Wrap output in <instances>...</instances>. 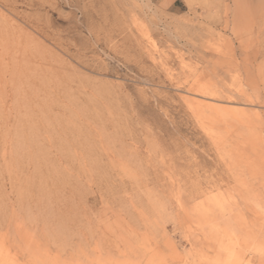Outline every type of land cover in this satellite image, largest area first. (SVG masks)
Instances as JSON below:
<instances>
[{
  "label": "rangeland",
  "instance_id": "rangeland-1",
  "mask_svg": "<svg viewBox=\"0 0 264 264\" xmlns=\"http://www.w3.org/2000/svg\"><path fill=\"white\" fill-rule=\"evenodd\" d=\"M263 243L264 0H0V264H264Z\"/></svg>",
  "mask_w": 264,
  "mask_h": 264
},
{
  "label": "bare ground",
  "instance_id": "bare-ground-1",
  "mask_svg": "<svg viewBox=\"0 0 264 264\" xmlns=\"http://www.w3.org/2000/svg\"><path fill=\"white\" fill-rule=\"evenodd\" d=\"M234 33H235V31H234ZM237 33V32H236ZM23 118V117H22ZM24 119H26V118H24ZM20 122H21V120H20ZM29 124V123H28ZM24 127V126H23ZM23 127L22 126H19L18 128H17V135L19 136V137H21L22 139H24V141H25V138H27L26 136H25V134H27V132L25 133L24 131L27 129V130H33L32 128H30V127H26L25 128V130L23 129ZM31 130L29 131V132H31ZM16 133V132H15ZM28 136V135H27ZM17 137V136H16ZM18 137V138H19ZM22 139H18L17 141H16V150H19L20 148H21V150L23 149V144L22 143H24L23 142V140ZM29 141H30V139H29ZM27 144H30V145H32L33 147L32 148H34L35 150H36V155H38L39 156V159H37V157H33V155L34 154H30V155H32L31 157H30V160L32 161V163H33V165H34V170H36V171H38V172H40L42 169H46V162L47 161H45V159L47 160V158L46 157H42V155L43 156H45L44 154H40V151H41V149H39L40 147L36 144V142H31L30 141V143H27ZM29 145V146H30ZM31 147V146H30ZM39 147V148H38ZM29 148V147H28ZM33 149V150H34ZM34 150V151H35ZM42 152H45L44 150H42ZM41 152V153H42ZM35 156V155H34ZM43 159H44V161L45 162H43ZM49 162V161H48ZM61 175H62V173H60ZM59 174V172H58V170H53L52 172H50V173H48L46 176H45V174H43V173H41V175H40V185H39V194L40 195H44V194H47V193H45V191L46 190H43L41 187V183H45V185L48 183V182H51L52 184L53 183H61V182H63L64 181V178H63V176H61ZM52 186H54V185H52ZM49 193V192H48ZM45 196H48V195H45ZM42 198V197H41ZM44 200H46V198L44 199ZM45 202V201H44ZM62 219V218H61ZM59 220V219H58ZM218 231H220V230H218ZM247 232V231H246ZM245 233V232H244ZM248 233V232H247ZM219 234V233H218ZM246 234V233H245ZM248 235V234H247ZM258 237V236H257ZM237 240V239H236ZM228 241V240H227ZM230 241V240H229ZM256 242H258V241H256ZM234 243V242H233ZM262 243V242H261ZM264 244V243H263ZM236 245H238V243L236 244ZM257 245V244H256ZM226 246H227V244H226ZM231 248H233V246L231 247ZM260 248V247H259ZM228 250V249H227ZM234 250V249H233ZM232 250V251H233ZM240 252V251H239ZM236 254V253H235ZM242 254V253H241ZM233 255V254H232ZM241 258V261H240V264H253V263H255L254 262V259H256L255 258V256H251L252 258H249L248 260H245V259H243V256H241V255H239V253H238V255H236V258ZM257 260V259H256Z\"/></svg>",
  "mask_w": 264,
  "mask_h": 264
}]
</instances>
